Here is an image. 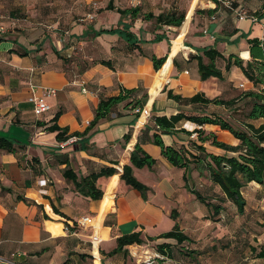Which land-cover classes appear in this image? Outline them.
<instances>
[{
  "label": "crops",
  "instance_id": "obj_1",
  "mask_svg": "<svg viewBox=\"0 0 264 264\" xmlns=\"http://www.w3.org/2000/svg\"><path fill=\"white\" fill-rule=\"evenodd\" d=\"M236 2L248 13L259 9L251 7L253 0ZM110 3L114 11L105 10ZM135 7L155 16L185 10V19L189 13L190 17L179 28L133 21L129 31L138 42L132 51L117 35H94L118 26L121 19L116 9ZM212 10L215 12L208 15ZM0 26L6 29L0 34V139L24 147L15 153L0 150V257L11 259V255L19 254L14 259L19 264H221L218 259L236 257L235 206L225 201L219 216L211 218L212 211L187 191L183 176L188 186L200 190L212 204L222 201L220 189L206 179L205 172L200 176L193 168L172 167L151 143L156 129L148 117L134 121L135 111L119 105L84 138L85 149L79 148V138L75 144L61 147L57 132L48 128L55 123L67 130L69 137L85 132L93 121L99 90L110 97L117 95L120 87L140 88L147 93L144 107L150 116L166 118L199 111L197 105L169 99L168 91L185 99L197 94L207 99H231L239 85L248 84L240 70L232 68L222 81H201L197 58L206 64L202 51L213 49L225 58L236 55L243 61L250 60L246 39L240 37L262 39L264 19L255 21L248 15L238 18L216 8L212 0H0ZM155 37L161 40L154 41ZM150 56L164 57V67L155 71ZM101 60H110L112 68L101 65ZM30 85L38 89L33 91ZM43 88L55 94L45 96ZM33 95L43 97L48 112L34 115L29 102ZM181 128L188 132L203 129L214 133L220 142L238 144L217 126L199 127L186 122ZM127 134L130 138L126 142L123 138ZM162 140L165 146L178 148L195 140V134L164 135ZM136 143L156 161L151 169L133 168V176L148 188L145 197L121 180ZM64 160L78 179L102 168L115 169L113 176L96 181L103 194L101 200L75 191L63 177ZM244 194L256 199V212L249 219L262 226L251 235L250 245H263L264 223L257 216L264 213V185L250 183L242 191L246 200ZM173 213L175 219L171 218ZM83 218L90 219L87 227L76 236L69 235L66 229ZM175 225L199 249L193 258L132 260L129 250L144 248L145 244L127 247L126 255L108 256L121 235L139 232L147 241L170 232ZM92 234L99 239L94 254ZM261 263L250 260V264Z\"/></svg>",
  "mask_w": 264,
  "mask_h": 264
},
{
  "label": "trees",
  "instance_id": "obj_2",
  "mask_svg": "<svg viewBox=\"0 0 264 264\" xmlns=\"http://www.w3.org/2000/svg\"><path fill=\"white\" fill-rule=\"evenodd\" d=\"M212 1L216 4V8L220 7L228 13H234L238 18V14L246 11L244 7H239L236 0ZM224 1H229L231 6L229 8L225 7L223 5ZM251 7H258L259 9L254 13L246 11L248 17H251L255 21L264 19V0H253ZM105 10L114 11L115 9L110 3ZM116 12L120 15L121 19L118 26L110 30L95 32L94 35H117L127 44V49L130 51L137 48L136 44L138 42L135 35L129 31L133 21H150L158 27L179 28L190 17L189 13L185 20V10L178 13L171 11L157 16L151 13H143L139 7L124 10L116 9ZM214 12L215 10L207 11V14L211 15ZM126 20H129L130 23H127ZM240 38L246 39L250 60L243 61L236 55H230L225 58L216 50L204 49L202 53L208 62L204 64L201 57L197 58L198 74L201 81L209 78H216L222 81L224 74L229 73L235 67L240 70L246 82L251 84V89L240 90L238 87L234 90V96L231 99L224 97L207 99L201 94L185 99L168 91L167 97L169 99L183 105H197L199 106V111L179 113L169 118L152 115L149 118L153 123L152 128L156 129V132L152 135L151 143L160 149L162 157L174 168L184 170L193 168L199 172L200 176H203L205 172L206 179L213 186L220 189L223 195L222 201H219L218 204H212L207 197L202 195L200 190L188 186L187 178L183 176L187 191L194 195L199 203L212 211V219L219 216L220 211L224 208L222 204L225 201H229L235 206L238 216L244 215L246 200L242 196L243 189L250 183L264 185V36L262 39L257 37L248 38V36ZM159 40H161V37H155L154 39V41ZM150 61L155 71L160 70L165 65L164 57L156 58L155 56H150ZM100 64L112 68L110 60H101ZM97 96L99 97V103L89 128L81 134L74 133L71 135L82 141L81 146H79L80 149L86 148L84 145L86 139L84 138L89 135L93 127L100 120L108 119L119 105H123L126 110L135 111L142 109L147 101V93L141 92L140 88L129 90L120 87L118 94L110 97L104 96L103 92L99 90ZM135 114L134 121L139 118V114ZM56 118L57 115L53 119L54 122ZM186 122L199 127L205 125L217 126L221 131L232 135L238 141V144L231 146L220 142L214 133L206 132L203 129H195L192 132H188L183 128L179 129L180 125ZM48 130L57 132L56 140L59 142L66 141L69 138L66 135L67 130L60 129L55 123ZM177 133H183L187 137L195 134V140H188L187 146L181 145L178 148L165 146L162 136H171ZM129 138L130 135L127 134L123 139L127 142ZM23 148V146L18 147L7 139H0V150L5 152L15 153L17 149L21 150ZM216 150L219 152H216ZM129 162L130 165L123 167L121 180L145 197L148 188L133 176V168L141 169L147 167L151 169L156 164V161L145 153L140 144L136 143L130 154ZM63 164L66 165L63 171L64 179L71 182L75 191L81 196L94 201L101 200L103 196L102 192L95 185L97 179L111 177L116 173L114 168H102L98 173L78 179L67 167L68 161L64 160ZM171 218H176L174 213L171 215ZM260 219L264 223V213L260 215ZM157 239L161 240V242L156 243V253L167 259H173L176 254L193 258L192 255L195 254L191 253L193 251H183V249H188L186 245H192L194 241L188 234L181 232L178 225H175L170 232L161 234L156 239L148 238L147 240L155 241ZM144 244L145 240L139 232L121 235L116 238V247L109 252L108 256L120 253L126 255L128 253L126 251L127 247L133 245L142 246ZM249 255L250 260H259L262 262L261 264H264V244L250 245Z\"/></svg>",
  "mask_w": 264,
  "mask_h": 264
},
{
  "label": "rangeland",
  "instance_id": "obj_3",
  "mask_svg": "<svg viewBox=\"0 0 264 264\" xmlns=\"http://www.w3.org/2000/svg\"><path fill=\"white\" fill-rule=\"evenodd\" d=\"M244 12H245L244 16H247L248 13L246 11H244ZM238 89L242 90L241 88H238ZM244 89H251V84H247V85L244 84ZM220 140L224 141L222 136L220 137ZM245 198H246V207L249 211H246V209H245L244 215H239L237 218L236 230L238 233V248H237V251L235 252L236 257L231 258L228 256V257H225L222 259H218V262H221V264H250L249 249H250V243H252L251 235L257 234L258 233L257 231L261 230L262 226L258 222L257 223H255L253 221L251 222V220L249 219V216L253 215V213L256 212L257 207L254 204L256 202V199L253 198L252 196H247V195H245ZM262 206L264 207V205H262ZM257 218L260 219V215L257 216ZM249 222H251V223L249 224ZM210 232H211V234H214L213 229H211ZM156 243L157 242L147 240V241H145V247L144 248H141V249L140 248H138V249L132 248L129 250L128 255L132 258V260L147 261V262L151 261L153 259H160L161 256L156 253ZM186 246L188 247V249L187 250L183 249V251H185V252L193 251L191 253H195L198 249L197 247H195L193 245H186ZM175 257L177 260H182V261L185 258V257L181 256L180 254L179 255L176 254ZM203 262L205 263V261H203Z\"/></svg>",
  "mask_w": 264,
  "mask_h": 264
},
{
  "label": "built area",
  "instance_id": "obj_4",
  "mask_svg": "<svg viewBox=\"0 0 264 264\" xmlns=\"http://www.w3.org/2000/svg\"><path fill=\"white\" fill-rule=\"evenodd\" d=\"M223 5L227 8H229L231 6V3L229 1H224ZM239 18H244V12H241L240 14H238ZM6 32V29L3 26H0V34H4ZM31 90L36 91L38 88L34 85H30ZM239 88L244 89V85L241 84L239 85ZM42 92L44 93L45 96H49V95H54L55 91L51 90V89H47V88H43ZM29 102L32 103L33 105V113L35 116H40L46 112L49 111V106L45 103L43 97H37V96H31L29 98ZM135 113L139 114V119H144V118H150V113L147 109H145V107H143L142 109H137L135 110ZM86 125H89V123L87 122ZM77 142V138L76 137H69L66 141H63L61 143V147H66V146H70L73 145ZM42 182V186H45L46 183L45 181H41ZM90 223V219L89 218H83L80 219L79 221L76 222L75 227H71V229H66L67 233L69 235H73L76 236L79 230L85 229L87 227V225ZM99 243V239L97 236H94L93 234L91 235V251L94 254L93 251L97 250V245ZM92 254V255H93ZM21 255L19 254H13L11 255V259H5L0 257V262L3 264H19L17 262L14 261V259L20 257Z\"/></svg>",
  "mask_w": 264,
  "mask_h": 264
}]
</instances>
